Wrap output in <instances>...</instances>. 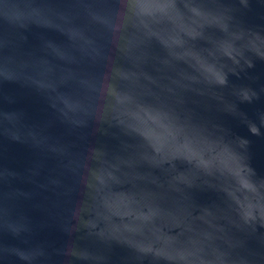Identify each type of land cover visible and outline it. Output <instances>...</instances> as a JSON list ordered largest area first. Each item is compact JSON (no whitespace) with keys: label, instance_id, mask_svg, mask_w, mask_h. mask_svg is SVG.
I'll use <instances>...</instances> for the list:
<instances>
[{"label":"water","instance_id":"obj_1","mask_svg":"<svg viewBox=\"0 0 264 264\" xmlns=\"http://www.w3.org/2000/svg\"><path fill=\"white\" fill-rule=\"evenodd\" d=\"M0 264H264V0H0Z\"/></svg>","mask_w":264,"mask_h":264}]
</instances>
